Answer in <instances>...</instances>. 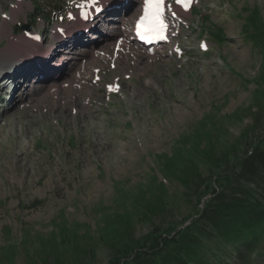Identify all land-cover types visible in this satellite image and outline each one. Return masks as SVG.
<instances>
[{"label": "rangeland", "instance_id": "obj_1", "mask_svg": "<svg viewBox=\"0 0 264 264\" xmlns=\"http://www.w3.org/2000/svg\"><path fill=\"white\" fill-rule=\"evenodd\" d=\"M167 3V39L144 45L133 34L143 0H101L99 12L86 0H0V264H74L83 249L102 264L110 247L95 236L116 214L130 212L140 236L193 211V187L163 165L178 147L206 175L195 141L238 154L261 145L263 36L243 23L254 10L264 32V0ZM19 64L28 76L11 72ZM140 196L164 208L145 217ZM212 248L227 264H264V245L251 263Z\"/></svg>", "mask_w": 264, "mask_h": 264}, {"label": "trees", "instance_id": "obj_2", "mask_svg": "<svg viewBox=\"0 0 264 264\" xmlns=\"http://www.w3.org/2000/svg\"><path fill=\"white\" fill-rule=\"evenodd\" d=\"M52 8L60 11L63 7L53 5ZM208 19L209 15L203 13L202 20ZM211 25H204V29L221 41L223 29ZM247 26L255 31L249 33L252 38L260 42L258 35L263 36L260 45L264 46V32L254 10L244 17L243 27ZM260 77L264 80V73L261 72ZM257 87L263 88L261 83H257ZM261 93L264 94V89ZM258 143L261 145H252L238 154L234 146L232 152H218L210 138L201 147L199 141H195L192 150L208 161L210 167L206 175L178 147L174 154L166 157L163 165L166 175L178 179L187 188L193 187V211L178 223L158 224L140 236L131 229L130 212L116 214V222L104 224L103 233L95 236L98 240L105 239L110 247V255L102 264H227L212 246L222 249L223 255L227 254L226 248L232 247L238 260L251 263V253L264 245V136ZM160 185L163 189L164 183ZM206 194L209 196L204 197ZM138 202L145 217L164 208L163 201L156 196H140ZM66 231V227L60 228L61 240L65 239ZM83 250L75 255L74 264H92L87 259L88 250ZM43 262L65 264L64 258L58 255L54 263L47 258Z\"/></svg>", "mask_w": 264, "mask_h": 264}, {"label": "snow or ice", "instance_id": "obj_3", "mask_svg": "<svg viewBox=\"0 0 264 264\" xmlns=\"http://www.w3.org/2000/svg\"><path fill=\"white\" fill-rule=\"evenodd\" d=\"M94 6V10L99 12L97 7L101 0H86ZM176 4L183 5L187 10L188 6L193 3V0H175ZM171 5L167 0H143V13L136 22L137 32L142 36H153L159 39H166V31L168 23L166 22L165 12L170 10ZM81 15L87 18L88 13L82 11ZM174 17L175 12H171Z\"/></svg>", "mask_w": 264, "mask_h": 264}, {"label": "bare ground", "instance_id": "obj_4", "mask_svg": "<svg viewBox=\"0 0 264 264\" xmlns=\"http://www.w3.org/2000/svg\"><path fill=\"white\" fill-rule=\"evenodd\" d=\"M142 7H143V4L141 5ZM180 7H182V9H184L185 7L183 6V5H179ZM14 7V6H13ZM188 8H190V5L188 6ZM15 12V11H14ZM133 34L134 35H136L135 34V32H133ZM167 37V36H166ZM135 38H136V36H135ZM167 39V38H166ZM15 40V36H12L11 34L9 35V42L10 43H12L13 41ZM162 40H165V39H156V41L155 42H160V41H162ZM14 58V57H13ZM30 64H19V65H16L15 67H14V65H12V69H10L11 70V72H14L15 70H17L18 72L20 71V68L22 67V66H24V69L20 72V74H23V77H26V76H28L29 74H30V67L31 66H29ZM55 64L54 63H52V61H48V63L45 65V69H48L49 67H53ZM35 67V66H34ZM32 68V67H31ZM52 71V70H51ZM18 76H20L19 74H13V79H17V77ZM34 92H36V91H34Z\"/></svg>", "mask_w": 264, "mask_h": 264}, {"label": "water", "instance_id": "obj_5", "mask_svg": "<svg viewBox=\"0 0 264 264\" xmlns=\"http://www.w3.org/2000/svg\"><path fill=\"white\" fill-rule=\"evenodd\" d=\"M22 27H23V28H28L29 26H28V25H23Z\"/></svg>", "mask_w": 264, "mask_h": 264}]
</instances>
